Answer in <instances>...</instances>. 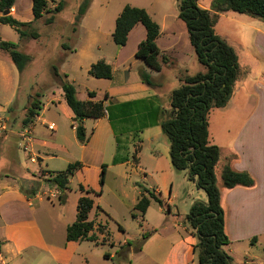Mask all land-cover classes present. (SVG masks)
I'll return each mask as SVG.
<instances>
[{
    "label": "rangeland",
    "instance_id": "rangeland-1",
    "mask_svg": "<svg viewBox=\"0 0 264 264\" xmlns=\"http://www.w3.org/2000/svg\"><path fill=\"white\" fill-rule=\"evenodd\" d=\"M124 1L93 0L92 7L89 5L90 8H87L86 13L79 17L80 8L85 0H48L47 7L51 6L50 9H54L59 2L63 4L62 9L56 13L54 24H47L46 19L51 14L45 12L44 18H41L42 22L38 19L39 22H34L26 27L28 32H37L38 36L29 34L19 47L21 51L30 57V60L23 71H19L20 89L12 103L7 104L6 102L12 93L0 86V107L6 106L7 115L11 117L10 111L13 110L16 114L21 115L23 108L27 105L30 106L33 98L41 99L43 104H47L52 91L57 93L62 90L63 81L65 80L74 83L80 95L88 86L90 88L97 87L94 82L97 78L89 74L86 65L89 62L95 63L104 58L116 66L118 65L117 57L121 54L119 52L121 46L116 45L112 33L109 32L115 24L114 17L119 14V9ZM177 1L159 0V3L155 6L158 11L152 17L155 20H162L163 13L167 14L166 17L177 16ZM200 3L213 14L217 34L235 49L239 57V74L243 75L235 84L237 90L233 92L234 95L232 94L230 98V100L232 99L230 106L213 108L208 119L213 137L219 138L222 144H227L229 141L232 142L236 136L235 132L227 133L226 130L224 132L228 121L231 125H238L239 121L242 120L239 117L233 120L232 114L242 109L248 112L252 111L258 101L254 85L258 81L264 87V45L259 43L258 38V31H264V22L253 16L233 10L220 12L213 7L215 0H201ZM8 27L11 28L9 25ZM9 28H1L0 31L5 35H9L12 33ZM89 31L93 32V37L89 36ZM186 41L189 43L188 34ZM61 43H64L63 46ZM66 46L72 50L77 49L79 53H69ZM188 47L189 51L184 50L179 62L172 63L169 61L165 65L167 69H170L163 76L166 92L173 87L174 80H171V76L175 71L185 69L188 74L193 75L202 69L194 48L190 43ZM83 48L86 50L85 53L80 51ZM130 53L131 45L125 48L122 56L125 58ZM143 65L147 66L144 61ZM172 65H176L177 68ZM55 68H57L59 75H56ZM243 77L244 79H242ZM163 99L162 101L165 102ZM50 107V110L45 113L58 124L59 130L49 131L48 134L43 135V138L47 141L45 146H47L48 152L58 155L57 158L50 161V169L60 171L68 166L67 158L80 157L81 148L73 136L70 119L65 117L63 111L54 110L55 108L52 105ZM42 112L41 110L40 113ZM155 117H157V114L149 116L139 114L137 116V113H133L132 116L125 117V121L117 120L114 124L110 122L111 136L105 139L102 138L101 143L105 140V148L104 146L103 149L98 148L101 151L98 155V161L101 159L102 165H110L116 158L117 160L127 158L134 163V156L137 154L139 164L147 169L146 179L142 180L136 174L124 177L114 169L111 172H106L105 183L101 184V170L97 173L96 169H93V161H90L91 157H86L89 163L84 164L79 160L81 166L70 178V190H67L68 203L66 202V204L58 202L59 189L47 181L51 178V173L41 172L39 175L40 168L31 161L28 156L29 151H25L24 140L22 142L23 146H19L17 138L10 134L9 141H2L3 144L5 142H9V144L0 150V154H3V151L7 152L6 160L9 163L16 160V157L19 158L20 154L19 162L21 166L20 171L19 169L16 172L12 171L15 175H11L12 173L5 168L6 166L1 172L10 174V178L14 176L22 180L23 188L29 186L39 187V179L42 178L46 184V195L53 199V204L50 203L51 200L47 199L44 202L48 210L46 215L50 216L45 231L48 235V242L53 249H41L31 246L22 255L12 256V259L7 261L8 264H66L64 260L58 258L61 255L55 248L63 249L66 245L65 220L70 222L68 217L72 213L73 203H75V198L79 194L80 185L102 190V194L95 196V200L102 208L99 211L102 215V221L99 223L107 226L108 233L102 234L96 231L98 235L97 242L82 241L75 248L74 254L71 255L69 264H130V262H133V264H161L168 249L179 238V233L182 232L178 224L185 223L176 220L171 211H168V208L181 216L189 213L190 207L194 203L191 200L196 187L193 186L185 172L174 170L170 155L168 160L162 155L159 156V153L154 149L156 143H152L147 139L143 140L145 138L143 137L144 130L150 127L148 122L154 121ZM16 120L19 119L12 120L13 125ZM88 123H91V120ZM49 141L51 142L50 145H48ZM73 141L75 146L71 147ZM158 141L162 144L169 143V138L164 132H161ZM26 146L28 147L27 144ZM161 164H166L165 171L169 167L173 171L169 172V175L166 172L158 173L155 169L160 168ZM219 174L218 182L220 183ZM172 178L173 180L170 181ZM172 183L174 184L173 187ZM93 184L97 185L93 186ZM143 187L152 192L160 187L161 191V194L158 193L157 196L163 202L164 211L159 210V204L155 200L157 203H153L146 213L148 222L154 224L153 228H150L147 222L143 223L132 217L133 202L139 196ZM169 197H171V201ZM98 217L97 214L94 217L95 220ZM47 221L45 220L43 224H47ZM162 222L166 228L162 226ZM96 223L98 224L97 221ZM120 225L123 230L119 228ZM152 229H157V232ZM147 232L151 233L144 239L143 235ZM125 241L130 242V245L123 244ZM234 245H237V249L241 251L249 247L250 243ZM107 251L114 254L113 258H106L105 252ZM148 257H153V261L150 262Z\"/></svg>",
    "mask_w": 264,
    "mask_h": 264
},
{
    "label": "crops",
    "instance_id": "crops-1",
    "mask_svg": "<svg viewBox=\"0 0 264 264\" xmlns=\"http://www.w3.org/2000/svg\"><path fill=\"white\" fill-rule=\"evenodd\" d=\"M92 1L90 2V7H92ZM200 1L201 0H199V5L205 8L200 3ZM127 3L128 5L134 7L146 9L152 17L154 13L158 11L155 6L157 3H159V0H125L119 9V14H117V17L120 15L122 9L125 5H127ZM178 3L179 0L177 1V7ZM48 8L50 9L51 6ZM10 14L22 22L34 23L39 22V20L41 21V18L39 20L34 19L32 0H16L14 6L10 9ZM2 15L3 12L0 11V18ZM166 15V13L162 14V20H155V18L152 17L160 25V35L157 38V45L161 51V71L153 70L149 66L145 67L143 65L142 59L136 57V52L140 42L143 41L147 36V30L145 26L142 23H138L130 31L126 45L121 46L119 49L121 54L119 57H117L118 65L116 66L111 61L104 58V60L111 63L113 67V78H97L96 81H94L97 84V87L90 88V86H88V88L83 91L82 95H80L77 90V97L82 101H100L105 98V95H108V99L105 100V105L137 103L136 105H132L133 112L137 113V116L139 114H142L143 116H146V114L148 116L157 114V117H155L154 121L148 122L150 127L144 130L143 137L145 138H143V140L147 139L152 143H156L154 149L159 153V156L162 155L168 160L170 155V141L169 143L163 144L158 141L161 132H163L161 122L170 114L172 108L171 94L174 89L182 85L181 76L190 74H188L187 70L185 69L177 70L172 73L171 80H174L172 83L173 87L170 88L168 92H166L165 80L163 79V76L165 72L167 73V71L170 69H167L165 65H167L169 61L172 63L179 62L181 55L184 54V50L187 49V51H189L188 44H191V42L187 25L179 17V8L177 16L166 17ZM117 17H114L113 21H115V24L112 27V30H110V34H113L115 30ZM55 19L51 25L56 22ZM8 25L9 24L0 22V29L9 28ZM10 27L13 30L9 28L12 31V33L9 35H5L0 31V40L14 42L18 45L19 49L20 45L26 40L25 38L27 37L25 36L24 38H21L19 32L16 31L14 27ZM95 33L97 34L96 31ZM258 33L259 43L264 45V31L260 30ZM187 34L189 43L186 41ZM89 36L93 37V32L89 31ZM63 44L61 43L62 46ZM129 45H131V53L126 55L124 58L122 53ZM66 47L69 49L68 46ZM80 51H82L81 53L86 52L84 48ZM69 53L78 54L79 52L77 49H69ZM164 56L166 57V62H163ZM167 56H169V58H167ZM92 64V62H89L86 65V69L88 71ZM172 66L176 67V65ZM201 66L202 69L200 71H204V66L202 64ZM140 68H145L147 71H149L152 79L156 83L155 86H149L141 80L139 76ZM19 74L20 72L13 62L10 54L0 48V86H3L6 91L12 93L6 100L7 104L12 103L17 95L18 90L20 89V80L18 78ZM241 76L243 75L240 73L237 81ZM242 79H244V77ZM254 88L258 96V101L253 107L252 111L248 112L242 109L239 112L232 114L233 120L236 117H239L242 120L239 121L238 125H231V123L228 121V125L224 129V132L226 130L227 133H230L231 131L235 132L236 136L232 142L229 141L227 144H222L219 141V138L217 139L216 137H213L211 125L209 124L210 140L213 144L218 145L221 149V157L217 169V183L218 186L220 185L219 188L221 190V201L225 209L226 233L231 240L227 250L233 258V264H264V87H262L261 83L257 81L256 85H254ZM236 90V87H234V91ZM91 91L96 93L93 98L89 96V92ZM162 99L165 102H163ZM231 101L232 99L229 100L226 107L230 106ZM51 105L54 106V110L57 109L58 111H63L65 117L70 119V123H72L71 127L74 133L73 136L76 140V143L81 148L80 157H74L73 159L67 158V164L79 160L84 164H87L89 162L86 160V157H91L90 161H93V169H96V172L98 173L99 170H102V160L100 159L98 161V155L101 153V151H99L98 148L103 149V146L105 148V140L103 143H101V140L102 138L105 139L111 136L112 128L109 127V118L106 115L98 119H85L84 126L86 128V134L88 135V142L85 144L80 143L76 136L74 113L65 100L63 89L59 90L57 93L52 91L48 103L43 104L42 102L41 110L43 112H39L34 120L28 125H24L23 120L26 116L29 105L23 108L22 113H24H21V115L16 114L15 110L10 111L11 117L10 115H7V108L5 105L2 106V108L0 107V150L4 149L5 145L9 144V142H5V144H3L2 141L8 140L10 138V134L11 136L17 138L19 146H23V135L25 133H29L31 141L29 142L28 150L25 151H29L28 156L30 157L31 161L32 158L35 159L32 162L36 163L40 168L39 175L44 171H54L50 169L49 165L50 161H52L54 158H57L58 155L48 152L49 150L46 149L47 146H45L47 141L43 138V135L48 134L49 131H55L56 129L57 131L59 130L58 124L51 120L52 118H50L45 113L47 110H50ZM13 119L19 120H16L15 124L13 125ZM90 120L91 123H88ZM51 123L55 124V129L53 130L49 129L48 127V125ZM50 144L51 142L49 141L48 145ZM73 146H75L74 141L73 144L71 143V147ZM87 152L89 153L88 156ZM7 154L8 153L4 151L3 154H0V166H3L2 168L0 167V264H8L7 261L12 259V256L22 255L31 246L39 247L41 249H53L51 244L48 242V235L45 231L47 230L46 225L49 224L50 216L46 215V211L48 210L44 202L47 199L51 200L50 203L52 202L51 204H53V199L49 198V195H46V184L43 179L40 178L39 187L29 186L28 188H23L22 180L15 178L14 176H11L10 178V174L2 173L1 171L4 170L3 168L5 166V168L12 173L11 175H15L12 171L16 172L18 169L20 171V154L19 158L16 157V160H12L10 163L6 160ZM226 165H229L236 171H245L250 173L255 179V185L252 187L236 186L231 189L226 188L221 177L222 170ZM114 169L124 177H129L132 174L140 176L142 180L146 179L147 177V169L139 164V162L133 163L129 160L113 162L112 164L108 165L107 173ZM165 169L166 164H161L160 168H156L155 171H158V173L166 172L168 175L169 172L171 173L173 171L171 167H169L167 171H165ZM183 172H185L187 175L186 171ZM218 174L220 175L221 179L220 183L218 182ZM172 180L173 178L170 181ZM191 182L193 186L196 187V191H194L195 194L191 202L193 203L196 200L207 201V194L205 191L198 189L195 182ZM96 185L97 184H93V186ZM171 185L173 187L174 184L172 183ZM61 193L62 192L60 191V194ZM154 193L156 195H158V193L161 194L160 187H158ZM64 194H66V202L68 203L67 191ZM82 195H84V193L79 191V194H77L75 198L72 213L70 217H68L70 222L65 220L66 226L64 227L66 230L68 225L76 220L77 204L79 198ZM140 195L141 193H139V196L136 198V200H134V206L136 205ZM169 200H172L171 197H169ZM58 202H60L59 199ZM155 202V200H152L150 206ZM150 206L148 207L147 211L149 210ZM159 210L164 211L160 204ZM168 211H171L173 217L176 220L183 221L185 223L178 224L182 232L180 231L181 233H179V238L175 240L168 249L161 264H199L197 254L194 250V246L197 243V237L186 220L188 213L184 216H181L175 213V211L172 212L170 208H168ZM96 212V208H94L89 214V219H96L94 217H96L98 214L99 217L96 221H102L101 213L98 212L96 214ZM146 213L144 216H139L137 219L143 223L147 222V225L150 228H153L154 224L148 222ZM45 220H48L46 222L47 224H43ZM162 226L166 228L163 222ZM152 230L157 232V229ZM253 239H255L254 243L251 242ZM127 242L128 241H125L123 244H127ZM80 243H82V241H66V245L63 249L55 248L56 251L60 252L59 255H61L58 258L64 260L66 264H69L71 255L74 254L75 248L79 246ZM246 243H250L249 247H246V249L241 251L237 249V245H234ZM113 256L114 254H111V258H113ZM148 259L150 262L153 261V257H148ZM130 264H133V262H130Z\"/></svg>",
    "mask_w": 264,
    "mask_h": 264
},
{
    "label": "trees",
    "instance_id": "trees-1",
    "mask_svg": "<svg viewBox=\"0 0 264 264\" xmlns=\"http://www.w3.org/2000/svg\"><path fill=\"white\" fill-rule=\"evenodd\" d=\"M32 1L35 20L42 18L45 12L51 14L46 19L47 24L54 21L55 14L61 11L63 6L62 2H59L54 9H49L47 7L48 0ZM15 2L16 0H0V11L10 10ZM90 2L91 0H85V3L82 4L79 17L86 13ZM213 7L220 12L233 10L245 13L264 22V0H215ZM178 8L179 17L187 25L190 42L197 59L205 70L194 75L181 76L182 85L173 90L171 94L172 108L169 116L161 122V127L170 141V157L174 168L177 171L186 172L190 169L189 174L187 173L189 180L195 182L198 189L205 191L209 199V204L204 200H196L186 216L187 222L197 237L194 250L199 264H233V258L227 250L231 240L226 233L225 209L221 201V190L217 183L221 149L210 140L208 119L213 108L225 107L229 102L239 77V57L235 49L217 34L214 16L209 9L199 5V0H179ZM0 22L14 27L21 38L29 34L38 36L37 32H28L26 28L32 22L19 21L11 14L2 15ZM138 23L145 26L147 36L140 42L136 57L142 59L151 69L161 71V51L157 45L160 25L146 9L125 5L116 19V27L112 34L113 40L118 46L126 45L130 31ZM0 48L7 51L18 70L23 71L30 57L20 51L18 45L11 41L0 40ZM163 62H166L165 56ZM88 72L95 78H113V67L104 59L93 63ZM55 73L59 75L57 68H55ZM139 76L145 84L156 85L151 74L145 68L139 69ZM62 89L65 100L74 113L76 136L82 144L88 141L84 126L85 119H98L107 115L113 124L117 120L125 121V117L132 116L134 113L132 105L137 104L105 105L108 95H105V98L100 101L79 100L76 85L68 80L63 81ZM95 95L94 91L89 92L91 98ZM41 109V99L33 98L23 124H30ZM126 160L128 159L117 160L116 158L113 162ZM134 162H139L137 154L134 156ZM80 166L81 163L75 161L61 171H44L52 175L47 181L56 185L62 192L59 195L60 203L66 202L64 193L70 189V178ZM107 167V164L102 165L101 184L105 183ZM221 177L224 186L229 189L236 186L252 187L255 185V179L250 173L236 171L229 165L223 168ZM79 190L84 195L78 200L76 220L67 227L66 240L97 242L96 231L104 234L108 233V229L102 223L98 222V225L95 219H89V214L94 208L98 210L97 213L102 210L95 201V196L101 195L102 190L86 188L83 185L79 186ZM152 200L163 205L160 197L143 187L134 206L132 217L137 219L139 216H144ZM119 228L123 230L121 225ZM150 233H145L143 238L146 239ZM254 241L255 239L252 240V243ZM127 245H130V242H127ZM105 256L110 259L111 253L105 252Z\"/></svg>",
    "mask_w": 264,
    "mask_h": 264
},
{
    "label": "built area",
    "instance_id": "built-area-1",
    "mask_svg": "<svg viewBox=\"0 0 264 264\" xmlns=\"http://www.w3.org/2000/svg\"><path fill=\"white\" fill-rule=\"evenodd\" d=\"M48 127H49V129L53 130L55 128V124L51 123V124L48 125ZM23 138H24V142H25V150H28V147L26 146V144L29 145V142L31 141V137L29 136V133H25L23 135ZM34 160L35 159L32 158V161H34ZM59 194H60V192L58 193V197H59Z\"/></svg>",
    "mask_w": 264,
    "mask_h": 264
},
{
    "label": "water",
    "instance_id": "water-1",
    "mask_svg": "<svg viewBox=\"0 0 264 264\" xmlns=\"http://www.w3.org/2000/svg\"><path fill=\"white\" fill-rule=\"evenodd\" d=\"M9 14H10V10H9V9H7V10H5V11L3 12V15H9ZM189 172H190V169L187 170V173H188V174H189ZM197 181H198V178H197ZM206 203L209 204V199H208V197H207V201H206Z\"/></svg>",
    "mask_w": 264,
    "mask_h": 264
}]
</instances>
